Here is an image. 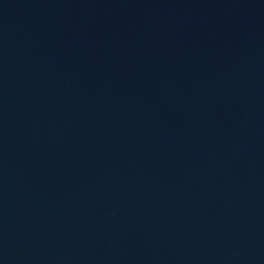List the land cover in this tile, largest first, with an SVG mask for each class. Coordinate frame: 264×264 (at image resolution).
<instances>
[{"label":"water","instance_id":"1","mask_svg":"<svg viewBox=\"0 0 264 264\" xmlns=\"http://www.w3.org/2000/svg\"><path fill=\"white\" fill-rule=\"evenodd\" d=\"M0 264H264V0H0Z\"/></svg>","mask_w":264,"mask_h":264}]
</instances>
